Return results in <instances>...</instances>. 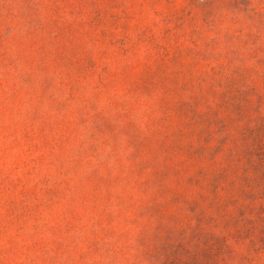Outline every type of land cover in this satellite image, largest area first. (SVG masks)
<instances>
[{"label": "rangeland", "instance_id": "obj_1", "mask_svg": "<svg viewBox=\"0 0 264 264\" xmlns=\"http://www.w3.org/2000/svg\"><path fill=\"white\" fill-rule=\"evenodd\" d=\"M0 264H264V0H0Z\"/></svg>", "mask_w": 264, "mask_h": 264}]
</instances>
